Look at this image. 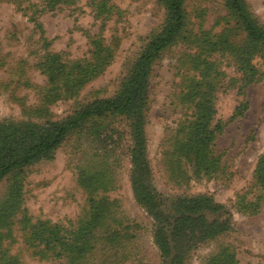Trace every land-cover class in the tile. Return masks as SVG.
<instances>
[{
	"label": "rangeland",
	"instance_id": "obj_1",
	"mask_svg": "<svg viewBox=\"0 0 264 264\" xmlns=\"http://www.w3.org/2000/svg\"><path fill=\"white\" fill-rule=\"evenodd\" d=\"M244 1L264 26V0ZM185 11L187 37L165 49L149 75L143 130L151 185L166 206L178 196H209L227 212L229 228L190 250L183 264H214L226 254L235 264H264V184L254 177L264 152V58L253 59L258 71L246 83L227 52L202 51L221 72L212 124L223 128L211 146L216 171L193 176L172 153L191 118L188 77H199L194 36L229 33L239 42L244 33L223 0H186ZM165 17L161 0H0V126L60 122L114 96ZM129 122L119 114L84 119L47 157L0 179V264H66L64 251L31 236L32 225L77 239L91 205L105 211L103 221L77 240L84 249L76 264H165L156 220L134 194Z\"/></svg>",
	"mask_w": 264,
	"mask_h": 264
},
{
	"label": "trees",
	"instance_id": "obj_2",
	"mask_svg": "<svg viewBox=\"0 0 264 264\" xmlns=\"http://www.w3.org/2000/svg\"><path fill=\"white\" fill-rule=\"evenodd\" d=\"M186 0H161L166 17L160 30L144 45L133 62L129 73L122 81L118 93L110 98L96 99L81 107L74 115L60 122H48L45 125L25 124L22 126H0V179L14 169L32 163L42 157H47L64 137L84 119L101 117L107 114L125 115L129 119L133 134L132 161L134 170L132 182L136 199L143 204L156 220L155 241L165 259V264H183L190 250L205 240L225 232L228 218L221 205L215 203L209 196H178L171 204L151 185L150 170L146 159V143L144 136L145 103L149 87V75L153 62L161 53L178 38L187 37ZM234 20L235 25L244 33L241 41L230 38L229 33L216 35L214 40L204 36V31L195 34L193 41L199 45L195 52L197 60L196 71L199 77H188L190 86L185 98L191 104V118L181 127L182 139L176 142L175 154L183 157L192 166V175L214 173L217 169V159L211 154L212 142L223 126L219 121L212 124L215 113L212 92L214 90V74L220 69L213 67L202 54L227 52L241 72V78L246 83L252 82L258 69L253 63L255 57L264 58V26L258 23L251 14L244 0H223ZM100 50V45H97ZM95 50V52H98ZM47 56L45 59L50 58ZM63 72V65L58 66V77ZM184 98V99H185ZM239 113L241 111H238ZM255 181L264 184V152L258 157L254 169ZM258 199V197H256ZM17 203V202H16ZM15 202L8 203V211ZM251 202L250 205H254ZM105 211L90 206V219L82 221L79 233L75 239L63 238L59 232L52 230L48 235L43 224L32 225L31 236L38 235L40 243L49 249L59 247L65 252L66 264H76L84 246L83 232L93 235ZM104 226V225H103ZM109 228V227H107ZM107 232V231H105ZM47 237V238H46ZM52 237V238H48ZM61 237V238H60ZM87 239L85 245L92 244ZM77 253V254H76ZM214 264H235L233 256L226 254L218 258Z\"/></svg>",
	"mask_w": 264,
	"mask_h": 264
}]
</instances>
